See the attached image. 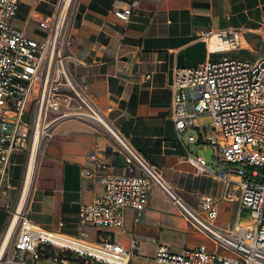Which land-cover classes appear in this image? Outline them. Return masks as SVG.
<instances>
[{"label": "built area", "instance_id": "built-area-1", "mask_svg": "<svg viewBox=\"0 0 264 264\" xmlns=\"http://www.w3.org/2000/svg\"><path fill=\"white\" fill-rule=\"evenodd\" d=\"M66 3L59 1L52 21L40 22L49 30L46 39L39 41L13 24L20 0H0V198L11 187L9 169L14 153L27 152L29 165L34 145H38V158L59 122L82 118L105 129L117 145L111 150L123 154L126 162V173L114 174L106 171L107 158L95 153L90 156L92 167L103 170L99 180L104 190L81 205L82 225L123 229L127 209L134 210L135 221H139L148 206L150 189L158 186L193 228L216 242L217 249L197 246L174 251L160 243L157 263L264 264V56L256 61L208 59L197 67L176 66L173 70L171 117L178 140L186 147L184 158L197 174H210L224 183L222 199L231 200L237 191L235 220L221 228L215 225L220 199L202 194L197 207L188 205L164 179L162 168L136 149L73 79L71 66L81 61L69 49L74 1L65 9ZM136 3L116 0L115 15L130 21ZM210 34L204 37L208 40ZM217 34L224 37V33ZM224 43L223 48L229 49L241 44L236 32ZM152 78L148 73L146 82ZM202 116H209L211 124L199 125ZM198 144L213 149L211 163L192 152L190 145ZM83 175L88 177L90 172L84 170ZM22 192L23 188L5 230L0 231V264H130L137 254V238L125 247L115 239L90 242L37 226L30 218L27 198L21 203ZM62 236L67 237L66 243Z\"/></svg>", "mask_w": 264, "mask_h": 264}, {"label": "crops", "instance_id": "crops-1", "mask_svg": "<svg viewBox=\"0 0 264 264\" xmlns=\"http://www.w3.org/2000/svg\"><path fill=\"white\" fill-rule=\"evenodd\" d=\"M59 1L20 0L14 26L30 38L45 40L49 29L40 22L52 21ZM115 1L74 0L69 17V49L81 63L71 66L73 79L109 122L149 161L162 168L164 179L180 191L188 205L197 207L202 194L212 195L220 199L215 225L231 226L236 217L233 208L238 204L237 191L231 200L222 199L224 183L210 174H197L184 158L186 147L178 140L171 117L170 84L176 66L197 67L218 54L230 55L234 49L262 46L264 0H137L128 22L115 15ZM207 32L224 33L221 44L236 32L240 47L218 45L214 49L212 39L204 37ZM148 73L153 75L151 82H146ZM207 119L202 116L197 122L203 125ZM112 146L117 147L97 123L82 118L59 122L37 158L27 196L32 222L90 242L115 239L130 247L131 239L137 238L139 249L130 264L156 262L160 243L174 251L197 246L217 249L216 242L193 228L158 186L150 189L148 206L139 221H135L134 210L127 209L123 229L82 225L81 205L104 190L99 180L103 170L92 167L90 156L95 153L107 158V172L126 173L125 157L113 152ZM190 148L199 154L203 145ZM27 167V152L12 155L11 187L2 193L0 204L9 218L20 198ZM212 167L216 164L212 163ZM84 170L90 172L88 177H84Z\"/></svg>", "mask_w": 264, "mask_h": 264}, {"label": "rangeland", "instance_id": "rangeland-1", "mask_svg": "<svg viewBox=\"0 0 264 264\" xmlns=\"http://www.w3.org/2000/svg\"><path fill=\"white\" fill-rule=\"evenodd\" d=\"M70 0H67V4L69 3ZM74 1V0H73ZM226 56L228 57H231V58H239V59H244V60H248V61H256V60H259L261 59L263 56H264V44H262V46L258 47V45L254 46V48L250 49V48H243V49H234V51H232V53H230V55L228 54H218V55H215L212 60L213 61H220V60H223ZM188 108L190 111L193 110V104L192 102L190 101L189 104H188ZM206 118H208L206 121H205V124L206 125H209L211 124L212 122V119L209 117V116H206ZM177 194H179L181 197V193L179 190L173 188ZM6 191V190H5ZM7 192V191H6ZM4 197V195H3ZM2 197V198H3ZM2 198L0 200V204L2 205ZM237 203H235V206L233 208V212L234 214L237 213ZM245 219V217H244ZM9 220V214L7 212L6 209H4L2 206H0V231H4L6 225H7V222ZM143 264H158L152 260H149Z\"/></svg>", "mask_w": 264, "mask_h": 264}, {"label": "bare ground", "instance_id": "bare-ground-1", "mask_svg": "<svg viewBox=\"0 0 264 264\" xmlns=\"http://www.w3.org/2000/svg\"><path fill=\"white\" fill-rule=\"evenodd\" d=\"M68 6H69V3L68 4L66 3L65 9ZM208 37H209V39H212V47L214 49L217 48L218 45H220V46L221 45H224V46L227 45V43H224V42H223V44H221L222 40L218 36L217 33L216 34H210ZM213 38H217L218 41L213 40ZM37 150H38V145L35 144L34 145V149H33L32 158H31V160L29 162V165L27 167L26 174H25V180H24V187H23V192H22L21 203H23L26 200V198L28 196V193L30 191V187H31L33 178H34L35 169H36V161H37ZM66 239H67V237L62 236V243H66L67 242ZM79 243H81V242H79Z\"/></svg>", "mask_w": 264, "mask_h": 264}, {"label": "water", "instance_id": "water-1", "mask_svg": "<svg viewBox=\"0 0 264 264\" xmlns=\"http://www.w3.org/2000/svg\"><path fill=\"white\" fill-rule=\"evenodd\" d=\"M200 155H203L206 158L208 163L212 162L213 149L212 148H202L199 152Z\"/></svg>", "mask_w": 264, "mask_h": 264}]
</instances>
